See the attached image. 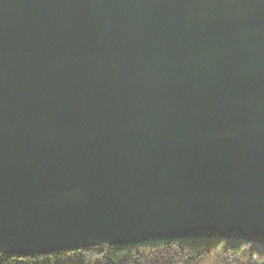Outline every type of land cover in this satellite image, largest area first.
<instances>
[{"label":"water","instance_id":"water-1","mask_svg":"<svg viewBox=\"0 0 264 264\" xmlns=\"http://www.w3.org/2000/svg\"><path fill=\"white\" fill-rule=\"evenodd\" d=\"M264 244V0H0V252Z\"/></svg>","mask_w":264,"mask_h":264},{"label":"trees","instance_id":"trees-1","mask_svg":"<svg viewBox=\"0 0 264 264\" xmlns=\"http://www.w3.org/2000/svg\"><path fill=\"white\" fill-rule=\"evenodd\" d=\"M0 264H264V244L219 238L100 244L26 256L0 252Z\"/></svg>","mask_w":264,"mask_h":264}]
</instances>
